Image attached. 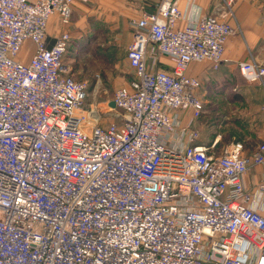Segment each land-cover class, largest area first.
Returning <instances> with one entry per match:
<instances>
[{
	"label": "built area",
	"instance_id": "1",
	"mask_svg": "<svg viewBox=\"0 0 264 264\" xmlns=\"http://www.w3.org/2000/svg\"><path fill=\"white\" fill-rule=\"evenodd\" d=\"M79 2L0 0V264H264V181H244L264 143L216 153L192 127L202 83L188 70L218 69L234 26L182 25L180 0L145 11L127 50L136 78L114 91L122 125L103 128L64 62L71 34L49 47L51 19L69 25ZM239 70L264 82L254 61Z\"/></svg>",
	"mask_w": 264,
	"mask_h": 264
},
{
	"label": "crops",
	"instance_id": "2",
	"mask_svg": "<svg viewBox=\"0 0 264 264\" xmlns=\"http://www.w3.org/2000/svg\"><path fill=\"white\" fill-rule=\"evenodd\" d=\"M160 1L88 0L87 3H75L69 25L62 26L57 16L51 19L49 47L60 32L68 31L71 34L68 51L72 48L78 55L79 33L93 31L95 28L92 25L100 23L111 24L114 28L122 25V30L128 33L127 41L130 44L132 23L145 11H155ZM180 6L186 17L182 25L190 18L213 15L230 22L235 28L218 69L205 61L191 64L188 70L190 76L199 78L202 83L197 98L203 110L198 118L193 119L192 126L200 133L199 144L213 147L212 151L216 153H223L233 143L241 142L245 146V154L251 155L264 143V82L247 81L240 73L239 64L254 61L264 66V0H232L230 15L221 12L222 7L227 8L223 0H180ZM126 60L132 78L128 83L118 82L117 85H121L117 88L129 85L136 78L127 57ZM66 65L71 70L70 65ZM158 68L172 69L166 56H159ZM112 101L104 109L105 118L97 116L94 110L88 111L93 117H99V124L103 128L113 122L122 125V114L110 106ZM191 119V111L182 112L183 125H187ZM244 181L247 188L254 189L264 181V165L252 167Z\"/></svg>",
	"mask_w": 264,
	"mask_h": 264
},
{
	"label": "rangeland",
	"instance_id": "3",
	"mask_svg": "<svg viewBox=\"0 0 264 264\" xmlns=\"http://www.w3.org/2000/svg\"><path fill=\"white\" fill-rule=\"evenodd\" d=\"M93 31L79 33V54L69 49L65 61L70 75L77 82L87 84L84 109L94 110L97 116L105 113L117 86L128 83L132 76L127 64V32L111 24H93ZM24 56V55H23ZM121 83L117 85V83ZM108 122V121H107Z\"/></svg>",
	"mask_w": 264,
	"mask_h": 264
},
{
	"label": "water",
	"instance_id": "4",
	"mask_svg": "<svg viewBox=\"0 0 264 264\" xmlns=\"http://www.w3.org/2000/svg\"><path fill=\"white\" fill-rule=\"evenodd\" d=\"M110 106H111L112 108H116V105H115V103H114L113 101L110 103Z\"/></svg>",
	"mask_w": 264,
	"mask_h": 264
},
{
	"label": "trees",
	"instance_id": "5",
	"mask_svg": "<svg viewBox=\"0 0 264 264\" xmlns=\"http://www.w3.org/2000/svg\"><path fill=\"white\" fill-rule=\"evenodd\" d=\"M64 62H65V58H64Z\"/></svg>",
	"mask_w": 264,
	"mask_h": 264
}]
</instances>
